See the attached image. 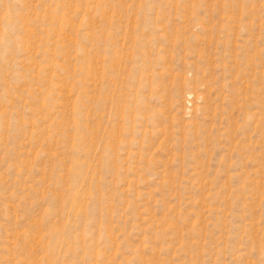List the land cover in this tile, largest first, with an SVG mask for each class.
<instances>
[{
  "label": "rangeland",
  "instance_id": "obj_1",
  "mask_svg": "<svg viewBox=\"0 0 264 264\" xmlns=\"http://www.w3.org/2000/svg\"><path fill=\"white\" fill-rule=\"evenodd\" d=\"M0 264H264V0H0Z\"/></svg>",
  "mask_w": 264,
  "mask_h": 264
}]
</instances>
